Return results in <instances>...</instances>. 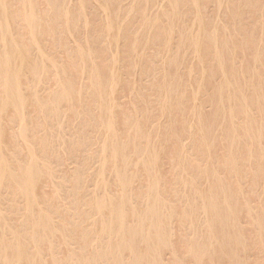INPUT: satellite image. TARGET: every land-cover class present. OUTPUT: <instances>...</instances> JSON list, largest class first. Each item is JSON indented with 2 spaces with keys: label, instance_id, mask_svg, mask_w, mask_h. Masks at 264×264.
<instances>
[{
  "label": "bare ground",
  "instance_id": "bare-ground-1",
  "mask_svg": "<svg viewBox=\"0 0 264 264\" xmlns=\"http://www.w3.org/2000/svg\"><path fill=\"white\" fill-rule=\"evenodd\" d=\"M43 1L47 4V6H45L47 10H56L59 6H62L61 9H64V12L65 10L68 11L71 9L67 6L69 4L68 0ZM157 1L160 0H148V2L152 3ZM190 1L192 5L191 8L195 10L196 14L193 15L190 20L191 25L184 27L179 37L183 39V45H188L191 48L195 56H197V60L204 59L203 55L207 50L205 48L206 45L213 47L212 54L213 52L221 50V58L213 57L212 64L216 65V67H221L225 71V75L221 82L211 87L213 91L209 93L208 99L212 106L210 113L205 115L202 114V112H196L195 114V124L199 128H205V132H202L203 135L197 136L193 140L192 145L197 147L201 144V146L205 148V154L198 156L200 161L207 160L208 164L206 166L200 163L195 164L188 153L190 151L184 149H177L174 159L169 160L172 170L178 172V170L175 169H180L181 174L185 175L189 170L187 176L181 178L182 186L195 187L194 183L198 179L205 182L204 192L202 194L199 196L188 195L187 198L193 201L201 197V201L208 206L207 210L202 213L201 210H194L193 203L188 202L185 204L183 208H185L189 217L192 218L193 226L188 228L190 231L189 236L181 238L175 235L174 229L172 232L169 230V223L172 226L175 221L171 220L169 222L168 219H165V217L170 215L169 211L165 212L164 210L167 207L166 202L171 200L173 196L169 194L170 189L159 190L158 186L160 184L161 168L165 160H168V151L165 149L167 136L160 133L159 124H156L157 128L156 125L150 124L153 122L148 120L150 112L143 115L145 118L139 116L138 113L136 114L137 117H141L149 122V132L145 133L142 137L144 144L137 142L133 147L135 155L140 159H144L143 161L146 162L144 170L147 172V177L145 178V182L149 186V192L141 196H136L131 186V178L127 172L130 166L129 156L125 155L122 151V147L118 145L122 133L118 124L113 125L111 123V120L118 116H113L114 110L117 109V111H119V109L123 107L122 103L119 101L122 96L118 93L120 88L119 76L116 71L118 62L114 61L108 67H101L96 61L97 56L91 51V48L87 47L88 45L82 46L76 44L75 49H70L67 45L62 44L63 41L67 40V36L59 35L53 31V25L58 21L56 13L53 12L50 15L47 11L45 12V10L39 9L35 3L32 2L28 3L29 8L21 10L18 14L15 12L18 8L13 7L15 5L14 3L19 2L22 5L24 2L23 0H0V88H3L6 92L5 98L0 96V187L7 183L12 184L14 186L15 195L20 198L21 203H23L25 199V212L30 220L31 226L37 230V235L40 230L45 231L46 234L55 236H59L61 232L69 230V233H66L63 239H58L59 242L54 245L58 250L57 254L51 253L45 255L39 252L38 255L37 251L27 252L25 250L26 246L22 242L6 243L8 226L6 218L0 214V264H13V262L5 261L8 259H17L20 260V262L26 260L28 264H60L63 261L74 259L77 261V264H89L92 250L97 248L99 244L101 247L97 251V255L101 264H168L164 259V254L166 250L171 248V240L173 237H175V241L182 246L186 257L194 264H215V258L225 254L223 252L224 247L240 248L238 243L239 239L234 234V231H237L240 225L239 212L243 211L245 217L249 220L260 218L263 215L259 216L257 214L254 216L247 213L243 207L248 206V204L246 202H240V204L236 202L238 201L237 197L240 192L230 189L228 182L220 180L221 176L217 174V160L215 158L218 145L213 143L214 138L216 139L213 135L217 132L214 130L215 120L218 116L222 117L224 125L219 127L220 130L226 134V139L229 141L227 145L229 150H232V146L240 148L243 151L242 158L253 164L259 173L264 171V146H260L259 144V141L263 138L264 126H256L255 124V118L251 115L249 109L250 103L252 105V102L246 95L245 90L238 83V79L236 78L238 76L237 72L233 71V68H236V66L230 64L232 58L225 61L222 59V54L229 55L236 52V48L231 43L232 36L229 35L226 40L218 39L215 31L205 25L199 10V1ZM137 2L138 0H133L132 3L135 4ZM166 2H168V6L175 11L180 0H166ZM147 4L146 2L145 9L147 8ZM238 5L239 4L236 6ZM79 6L80 8L77 11L78 18L83 19L84 16L86 17L85 13H83L85 12V5L80 3ZM241 6L244 7L245 5L242 4ZM106 8L108 9V7ZM146 11L144 10V13ZM129 13L131 12L129 11ZM144 13V16L142 15V24L144 27L140 25L139 31H141L140 28L142 27L148 28L145 32L147 34L151 31L149 27L153 28V26L156 25L154 21L159 18L152 21L149 20L150 17L147 18V12ZM171 15V17L165 20V22L167 21L165 29L168 27H175V25H177L175 20L180 18L175 12ZM49 16L52 17L49 18ZM126 16H124L125 20L127 19ZM85 21L88 20L85 18ZM44 22L45 24H43ZM65 23V30L68 32L71 30L70 28L74 26V22L68 19ZM120 23L124 24L123 22ZM146 23L149 26L146 25ZM85 25L87 26L88 24L84 22V26ZM17 28L20 30L17 31ZM23 28L28 35L27 39L29 41L27 46L24 44L25 39H22L23 37L20 35ZM120 29V26H109L106 30L108 45H119L117 31ZM68 34L72 33L69 32ZM140 35L134 34V37L130 40L128 45L132 53L129 61L130 70H137L139 68L141 57L137 58L135 55L140 53L139 49L142 46L140 47L139 43L144 40V35ZM43 36L47 38L49 44H59L58 48L52 47L48 49L52 52L56 51L65 54L67 56V63L51 58L52 52L50 50L47 51L43 42L39 39ZM259 39L260 38L254 40L255 46H260L261 43ZM144 43H146V39ZM242 46L243 50L251 49L250 46L247 47L245 44ZM45 53H50V56ZM183 54L184 52L181 53V56ZM253 54H255L257 58L264 60V56H261L258 51L254 50ZM179 57L180 56L176 54L165 60L169 74L163 79V92L160 106L161 113L167 116L170 121L179 119L178 115L180 114L182 105L179 103L181 96L178 91L180 87V80L178 78ZM255 64L256 61L251 60V63L246 64L245 69L247 73L253 77L250 82L255 85H260L256 81L259 79L260 73L255 70ZM51 65H55V68L52 69ZM52 70L53 72L51 74ZM73 70L78 74L88 77L89 86H92L94 89L102 105L101 112L107 119L98 123L100 127V138L95 151L96 158L93 159L92 156L91 163H87V165L90 166L88 169L91 167L98 168V181L96 187L99 197L93 204L88 205L90 211H86L84 207L80 206L79 201L74 202L67 210L69 216L65 218V224L62 225L61 228H58L54 220L53 212L55 207L60 205L58 196L61 195V193L57 192L52 195L53 210L45 211L42 209H34L30 205L31 201L27 196L29 190L33 186L44 180V172L47 171V174H49V166L44 165L41 167V164L44 158L47 160L49 159L51 150L46 148L42 149L41 159L37 157L35 150H30L23 164L19 163L23 156H21L19 160H14L10 151L14 153L16 150L20 149L23 153L25 149H21L20 146L23 148L25 146L26 148L33 144L35 129H42V123L49 124L48 129L45 131L49 139L62 142L66 138V135L71 137L73 133L68 130L71 129V124L70 122L67 123L65 120L67 113L59 110L58 102L60 99L59 97L66 94L71 89L72 85L62 81L63 87L61 89H56L55 84H48L52 83L51 79L53 74L57 79L60 77H70V71ZM205 77L207 83H212V80H214V77L211 75L207 74ZM58 83L60 82L58 81ZM130 88L132 92L131 98L134 99V94L136 93L135 85L130 86ZM137 90L139 91V89ZM42 96L51 99L48 106L44 107L39 105L38 101H43ZM128 103L132 105L133 102L128 101ZM30 106L32 110H28ZM131 107L132 111L135 112L136 107L133 105ZM198 108L200 109V106H198ZM237 109L247 110L249 112L243 119V125H245L244 131L246 134V138L243 141L235 136V134H237V128L234 124L236 114L234 112ZM262 109L264 110V106H262ZM128 110L130 111L131 109L129 108ZM195 111H197V109ZM32 112L38 114V122H31L30 116ZM8 121L18 126V131H14L13 135H11L9 130L4 126ZM92 121L93 117H84L81 124L87 122L91 124ZM191 122H193V120ZM187 124L189 127L192 126L190 121ZM150 130H153L154 136L150 133ZM183 134L184 131L180 130L173 132V137L179 138L177 142L179 145L183 144V142H181L184 141V138H182ZM103 138L104 140L102 142ZM14 141L18 144H13ZM100 149H102L103 152H101ZM106 151L118 156L120 160V165L118 167L113 169L107 167L108 156L105 153ZM254 151L257 152L255 156L252 155ZM173 160H175V162H173ZM145 164L137 163L136 166L143 168ZM82 177L81 174L74 175L72 186L77 187ZM26 178H31L33 184H27ZM114 186L118 188L116 193L113 190ZM138 199L142 201L140 205L135 204ZM226 201L232 203V210L226 208ZM128 205L136 207L138 212V216L133 218L135 220L132 226L133 228L128 224V221L131 219L125 218L123 214L126 208L125 206ZM74 213L75 215H73ZM90 213L97 216L91 223L96 231V236L94 238L80 236L78 233V230L82 227L79 219L82 216H88ZM151 215L152 218L149 222L148 219ZM203 218L209 220L211 225L214 226L215 231L212 235H205L202 237L203 234H200L202 228L201 220ZM143 223L147 225V234L158 240L153 244H147V252L138 250V247L131 245L126 238V226H129L131 229L139 230L143 226ZM256 223L257 224H249H252L253 230L257 231L258 237L264 239V223ZM72 234L77 236L78 245L85 244L89 249L86 251H75L71 245L72 243L69 242ZM141 235L146 236L144 234ZM47 236L41 235L40 239H45ZM106 238L107 241L103 242ZM218 247L221 248L218 250ZM13 248H16L17 251L9 253ZM170 253L175 254L176 252L174 253V250L170 249ZM234 255L235 254L228 252L220 258L233 261L236 259ZM129 256L131 257L129 258ZM141 260L143 261L142 263ZM239 261L237 264H239ZM182 263L183 262L180 260L175 261V264Z\"/></svg>",
  "mask_w": 264,
  "mask_h": 264
},
{
  "label": "rangeland",
  "instance_id": "rangeland-1",
  "mask_svg": "<svg viewBox=\"0 0 264 264\" xmlns=\"http://www.w3.org/2000/svg\"><path fill=\"white\" fill-rule=\"evenodd\" d=\"M23 1L22 5L19 2L14 3L15 5L13 7L18 8L15 11L18 14L21 10L29 8L28 3L32 2H34L39 9L45 10V12L47 11L50 15L53 12L56 13L58 21L53 25V31L59 35L67 36V40L63 41L62 44L67 45L70 49H75L76 44L82 46L88 45L87 47L91 48V51L97 56L96 61L101 67H108L114 61L118 62L116 69L117 75L119 76L120 87L118 93L122 96L119 101L122 103L123 107L120 108L119 111H117V109L114 110L113 116H118L111 120V123L113 125L118 124L122 133L118 145L122 147L124 154L129 156L130 166L127 172L131 178V186L134 190V194L136 196H141L149 192V186L145 182V178L147 177V172L144 170L146 162L143 161L144 159H140L135 155L133 147L137 142L144 144L142 137L145 133L149 132V122L141 117H137L136 114L138 113L139 116L144 117V114L150 112L148 120L153 121L150 124H159L160 133L167 136L165 149L168 151V160H165L161 168L162 172L160 173V184L158 186L159 190L170 189L169 194L173 196L171 200L166 202L167 207L164 210L165 212L169 211L170 215L165 217V219H168L169 222L171 220L175 221L172 226L169 223V230L172 232L174 229L176 236L181 238L189 236L190 231L188 228L193 226V220L183 207L189 202L193 203L194 210L196 211L201 210L202 213H204L207 210L208 206L201 201V197L194 198L195 200L193 201L187 198L188 195L199 196L202 194L204 192L205 182L198 179L194 183L195 187L182 186L181 178H185L189 170L186 175L181 174L180 169H175L178 170V172H176L170 168L171 165L169 160L174 159L177 149H184L192 152L188 153L195 164L200 163L205 166L208 164L207 160L200 161L198 156L205 154V148L201 146V144L197 147L192 145L193 140L197 136L203 135L202 132H205V128H199L195 124V114L196 112H202V114L205 115L210 113L212 106L208 99L209 93L213 91L211 87L221 82L225 75V71L221 67H216V65L212 64L213 57L221 58V50L213 52L212 54L213 47L206 45L205 48L207 52L205 51L203 55L204 59L197 60L198 58L191 48L188 45H183L184 41L179 37L183 28L191 25L190 20L193 15L196 14L195 10L191 8V1L180 0L177 9L174 11L168 6L169 3L166 2V0H160L154 3L148 2V0H138L135 4L132 3L133 0H97V2L96 0H68L69 4L67 6L71 9L68 11L65 10V12L64 9H61L62 6H59L56 10H47V7H45L47 4L43 0ZM198 1L199 10L205 25L215 31L218 39L226 40L229 35L232 36L231 43L236 48V52L229 55L222 54V59L225 61L232 58L230 64L236 66V68H233V71L237 72L238 76L236 75V78L238 79V83L245 90L246 95L252 102V105L250 103L249 109L251 115L255 118V124L256 126H264V110L262 109V106H264V60L257 58L255 54H253L255 50L258 51L261 56H264V0ZM79 2L85 5V12L83 13H85L86 17H84L88 21H85L84 17L83 19L78 18L77 11L80 8ZM146 2L148 4L145 9ZM237 4L239 5L236 6ZM242 4L245 6L242 7ZM106 7H108V9ZM144 10H147V13H145L147 18L150 17L149 20L154 21L159 18L154 21L156 25H154L153 28L149 27L151 30H149V34L145 33L148 28H143L144 26L142 24ZM129 11L131 13H129ZM174 12L180 17L175 20L177 25L165 29L167 25V21L165 22V20L171 17V14H174ZM124 16L127 17L126 20ZM51 17L52 16H49V18ZM68 19L74 22V26L70 28L72 31L69 30L67 32L65 30V22ZM45 22L43 24H45ZM84 22L88 25L84 26ZM110 25H114L115 27L120 26L121 28L117 31L119 40L118 46L114 44L108 45L106 30ZM140 25L143 26L140 28L141 31H139ZM146 25L148 24L146 23ZM19 30L20 29L17 28V31ZM69 32L72 34H68ZM134 34H141L140 36L144 35L146 43H144V40L139 43L140 47H142H139L140 53L135 55L137 58L141 57L139 68L137 70H130L129 61L132 53L128 45L130 40L134 37ZM20 35L23 37L22 39H25L24 44L27 46L29 40L27 39L28 35L24 28L21 30ZM258 38H260L261 44L260 46H255L254 40ZM39 39L43 42L47 51L50 50L48 48L59 47V44H49L45 36ZM243 44L247 45V47L250 46L251 49L243 50ZM182 52H184V54L181 56ZM45 54L50 56V53ZM176 54L180 56L178 59V78L180 80L178 91L181 96L179 103L182 105L180 114L178 115L179 119L170 121L167 116L161 113L160 105L163 92V79L169 74L165 60ZM51 58L67 63V56L63 53L53 51ZM251 60L256 61L255 70L260 73V77L256 81L260 85H255L250 82L253 77L250 76L245 69L246 64L251 63ZM51 66L52 69L55 68V65ZM52 72L53 70L51 74ZM70 73V77H60L58 78L60 80L53 74L51 79L52 83L48 85L55 84L56 89H61L63 87L62 81L72 85L71 89L66 94L59 97L60 99L58 102L59 110L67 113L65 120L67 123L70 122L71 124V129H68L73 133L71 137L66 135V138L62 142L49 139L45 133L49 124L42 123V129H35V138L31 146L26 148L25 146L24 148L20 146L21 149H25L23 153L20 149L16 150L14 153L10 151L14 160H19L20 157L23 156L19 162L23 164L28 151L35 150L37 157L41 159L42 149L46 148L51 150L49 159L47 160L44 158L41 164V167L44 165L49 166V174H47V171L44 172V180L33 186L29 190L27 196L31 201L30 205L34 209H42L45 211L53 210L52 195L57 192L61 193V195L58 196L60 205L55 207L53 212L54 220L58 228H61L62 225L65 224V218L69 216L67 210L74 202L79 201L80 206L84 207L86 211H90L88 205L93 204L99 197L96 187L98 181V168L91 167L88 169L90 166L87 165V163H91L92 156L93 159L96 158L95 151L100 138V127L98 123L107 119L101 112L102 105L94 89L92 86H89L88 77L78 74L74 70L70 71ZM207 74L214 77L212 83H207L205 77ZM58 81L60 83H58ZM133 85H135L136 92L134 94V99L131 98L132 92L130 88V86ZM137 89H139V91ZM0 96L3 98L6 97V92L3 88H0ZM42 97L43 101H38L39 105L44 107L48 106L51 99L44 96ZM128 101L133 102L132 105L136 107L135 112L132 111V105L131 103L129 104ZM198 106H200V109ZM28 108V110H32L31 106ZM129 108L131 109L130 111L128 110ZM196 109L197 111H195ZM234 113H236L234 124L237 128V134H235V136L243 141L246 138L243 119L249 112L247 110L237 109ZM84 117H93L92 123L89 124L87 122L81 124ZM38 118V114L34 112L31 113V122H38ZM192 120L193 122H191ZM189 121L192 124L190 127L187 124ZM223 125L222 117L218 116L214 126V130L217 132L215 133L216 135H213V137H216L213 143L218 145L215 152L217 174L221 176V178L219 177L221 181L228 182L230 189L240 192L237 197L238 201L236 202H239V204L240 202H246L248 206L243 207V209L247 213L254 216L257 214L263 216L256 219L253 218L254 220H249L245 217L243 211L239 212L240 225L239 229L234 231V234L239 239L238 243L240 248L222 247L225 254L231 252L235 254L234 256L236 259L233 261L222 259L220 257L225 255L222 254L215 258V264H237L239 259V264H244V262L245 264H264V239H260L257 235V231L253 230L252 227V224H257L256 222L264 223V171L259 173L253 164L245 161L242 158L243 151L240 148L232 146V150H229L227 147L229 141L226 139V134L220 130V127ZM4 126L9 130L11 135L14 134V131H18L17 124H11L10 121L5 123ZM176 130L184 131L182 136L184 141H181L183 142V144L181 143L182 145H179V143L177 144L179 138L173 137V132ZM150 133L154 136L153 130H150ZM262 136L263 138L259 141L260 146H264V134H262ZM103 140L104 138L102 142ZM13 144L18 143L14 141ZM254 144L257 145L256 143ZM100 151L103 152L102 149H100ZM105 153L108 156V168L113 169L120 165L118 156L109 151ZM252 155H257V152L254 151ZM173 162H175V160H173ZM137 163L145 164V166L143 168L137 167ZM76 174H81L83 177L79 180L77 187H74L72 186V182L73 176ZM26 182L29 185L33 184L31 178H26ZM117 189V186L113 187L115 193ZM141 203L142 201L140 199L135 202L137 205ZM25 207V199L24 202L21 203L20 198L15 195L14 186L12 184L7 183L0 187V214L6 218L8 226L6 243L22 242L26 246L25 250L27 252L37 251L38 255L39 252L45 255L51 253L57 254L58 250L54 245L59 242L58 239H63L65 234L69 233V230L61 232L59 236L49 235L46 234L45 231L40 230L37 235V230L31 226L30 220L25 212ZM125 207L123 214L125 218L131 219L128 221V224L132 227L135 221L133 218L138 216L137 208L132 205ZM226 208L232 210V203L226 201ZM73 215H75V213ZM96 218L97 216L95 214L90 213L88 216H82L79 219V222L82 224V227L78 230L80 236H89L93 238L96 236V231L91 225ZM151 218L152 215L149 216V222ZM201 221L202 228L200 234H203L202 237L205 235H212L215 231L214 226L211 225L210 221L206 218H203ZM249 223L252 224L250 225ZM126 228L127 240L131 245L137 246L140 251L147 252V244H153L158 241L153 236L147 234V225L145 223H143V226L139 230L131 229L129 226H126ZM41 235L48 236L45 239H40ZM105 241H107V238L103 240V242ZM69 242L72 243L71 245L75 251H86L89 249L85 244L78 245V239L75 234L71 235ZM171 243L170 249L174 250V253H176L171 254L170 249L165 251L164 259L168 264H175L177 260L183 262L182 264H194L186 257L182 246L175 241V237L172 238ZM100 247L99 244L97 248L92 250L89 264H101L97 255V251ZM220 248L221 247H218V250ZM16 251L17 249L13 248L9 253ZM130 257L131 256H129V258ZM5 261L13 262V264H28L26 260L20 262V260L17 259H8ZM142 262L141 260V263ZM60 264H77V261L72 259L63 261Z\"/></svg>",
  "mask_w": 264,
  "mask_h": 264
}]
</instances>
